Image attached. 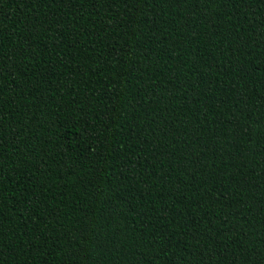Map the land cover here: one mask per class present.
<instances>
[{
    "label": "trees",
    "instance_id": "trees-1",
    "mask_svg": "<svg viewBox=\"0 0 264 264\" xmlns=\"http://www.w3.org/2000/svg\"><path fill=\"white\" fill-rule=\"evenodd\" d=\"M0 264H264V0H0Z\"/></svg>",
    "mask_w": 264,
    "mask_h": 264
}]
</instances>
